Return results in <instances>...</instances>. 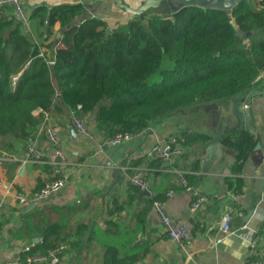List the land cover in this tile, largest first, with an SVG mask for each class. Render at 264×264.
I'll return each mask as SVG.
<instances>
[{
  "label": "crops",
  "instance_id": "crops-1",
  "mask_svg": "<svg viewBox=\"0 0 264 264\" xmlns=\"http://www.w3.org/2000/svg\"><path fill=\"white\" fill-rule=\"evenodd\" d=\"M122 1L131 8H138L144 0ZM78 3L85 8L84 15L76 19L79 22L99 18L114 29L134 18L114 0H24V7L27 12L32 10L31 17L41 8L49 10L62 4ZM4 13L5 10L0 11V18ZM42 29L39 19L32 17L30 26L22 27L37 43ZM51 31L46 44L53 43L51 50L63 47L60 25H55ZM249 40L246 38L245 42ZM254 88L263 90L264 83L255 84ZM248 92L228 100L178 109L119 145L110 144V137L98 128L95 120H88L90 116L86 124L92 138L81 135L73 127L72 110L58 113L51 109L52 123L64 153L62 168L69 180L58 194L24 211L31 203L20 206L17 197L32 194L39 179L42 182L51 179L50 172L43 166L18 165L11 173L0 166V264H19L24 249L42 236L44 227L53 223L60 224L63 233L78 242L64 253L62 264H105L103 242L110 238L119 242L121 256L137 243L148 245L149 251L136 264H193L189 257L202 264H248L250 258L264 254V192L253 216L245 221L256 199L251 190L253 176L260 173L264 161V148L255 149L257 142L264 143V94L253 97L246 107L252 115L254 131L251 132L245 121L241 129L243 122L235 108L247 98ZM235 131L253 135L252 148L241 162L229 142ZM186 135H206L210 140L187 145L186 152L170 163L147 159L146 153L154 144L172 136ZM25 143L16 141L13 153L8 154L22 155ZM214 143L218 144L217 148L209 149ZM40 147L47 157L54 155L55 148L46 137L41 138ZM135 169L143 171L151 195H142L143 190L139 189V193H132L131 200L130 178ZM177 171L190 175V185L208 198L199 211L191 210L192 195L181 185ZM163 186L173 191L172 197L166 196L163 201L167 213L186 222L190 228L191 237L184 247L167 237L153 209L146 215L144 228L137 233L136 215L145 209L153 191L160 192ZM230 210L234 213L232 231L216 244L222 217ZM27 217L34 218L33 226L22 235L20 230ZM79 226L85 228L76 235ZM252 240L256 242L255 247Z\"/></svg>",
  "mask_w": 264,
  "mask_h": 264
},
{
  "label": "trees",
  "instance_id": "trees-1",
  "mask_svg": "<svg viewBox=\"0 0 264 264\" xmlns=\"http://www.w3.org/2000/svg\"><path fill=\"white\" fill-rule=\"evenodd\" d=\"M84 13L80 3L55 6L50 13L47 8L35 11L31 17L38 18L43 28L39 43L22 31L20 23L0 18V154L13 153L16 141L26 142L51 109L72 110L85 121L94 115L98 128L111 137L142 131L178 109L239 96L254 88V80L264 70V0H242L234 9L233 19L249 34L241 42L228 14L217 9L189 7L173 16L146 12L109 35L108 24L99 18L75 23ZM48 16L50 28L59 24L63 34V47L55 50L52 42L46 44L52 34L46 35ZM246 38L250 40L245 42ZM231 136L229 142L241 162L252 148L253 135L235 131ZM185 139L187 145L210 140L206 135ZM18 165L3 167L14 173ZM43 167L51 172L49 166ZM185 177L191 184L192 177ZM45 183L39 179L34 192ZM162 188L153 191L145 209L136 215L137 233L153 203L166 199L170 187ZM139 191L131 184L130 199ZM114 205L118 207L116 200ZM33 220L25 219L22 235ZM41 234L42 242L22 252L19 264L60 243L70 247L78 243L58 223L48 224ZM103 244L105 264H136L149 251L144 242L137 243L121 256L117 240L105 239Z\"/></svg>",
  "mask_w": 264,
  "mask_h": 264
},
{
  "label": "built area",
  "instance_id": "built-area-1",
  "mask_svg": "<svg viewBox=\"0 0 264 264\" xmlns=\"http://www.w3.org/2000/svg\"><path fill=\"white\" fill-rule=\"evenodd\" d=\"M5 10L4 16L8 20H13L24 28L31 24L29 12L24 7V0H0V11ZM49 64L53 65L54 61L49 60ZM17 77L13 78L15 84ZM264 83V70L254 80V84ZM81 107L79 106L78 109ZM73 127L84 136L92 138V133L88 128L86 121L83 120L75 112L72 114ZM136 132L116 133L109 138V143L112 145L124 144L129 142ZM46 137L48 142L55 148L54 155L47 157L45 152L41 150V138ZM186 139L183 136H172L165 142L154 144L146 153L148 160H159L171 162L175 157L182 156L186 152ZM64 158V153L60 149V139L58 131L52 123L50 111L45 112L42 123L37 129L27 138L22 155L16 156L3 152L0 154V166L5 163H17L19 165H33L50 167L51 172L49 179L45 185L36 192H32L29 196L20 195L17 197V202L20 206H26L29 203H41L49 200L58 194L67 184L69 180L68 174L63 171L61 160ZM181 185L191 193L192 200L190 208L193 212L201 209L203 204L208 201V198L197 188L191 186L186 180L185 173L177 171ZM141 169H135L131 175L130 181L141 190H149V184L143 177ZM173 191L167 193V197H172ZM0 204V212H1ZM157 214L160 223L165 229L166 235L175 243L184 247L187 240L191 237V231L186 222L178 221L171 217L164 206L163 201H155L152 207ZM234 224V213L230 210L222 217L220 224V234L216 239V244L221 243L232 231ZM1 235V234H0ZM43 237L38 238L37 242L27 246L24 251H29L36 243L42 242ZM252 246H256V242L252 240ZM70 248L68 243H60V245L49 251L47 254L34 253L27 259V264H62L64 253ZM23 251V252H24ZM193 264H202L189 257ZM248 264H264V254L254 256L248 260Z\"/></svg>",
  "mask_w": 264,
  "mask_h": 264
},
{
  "label": "water",
  "instance_id": "water-1",
  "mask_svg": "<svg viewBox=\"0 0 264 264\" xmlns=\"http://www.w3.org/2000/svg\"><path fill=\"white\" fill-rule=\"evenodd\" d=\"M242 0H144L143 3L138 8H131L129 5L125 4L122 0H114V2L122 9H124L129 14L133 15L134 17H139L145 14L147 11L152 10L155 14L163 15V16H173L181 13L186 8L189 7H199L205 9H217L225 11L228 14V18L230 20V24L233 26L234 30L236 31L237 41L241 42L246 36L243 30L237 25L236 21L233 19L232 14L234 9ZM52 8H49V13ZM31 12V9H28ZM75 23H81L75 20ZM47 28H46V35L50 33L51 28L49 26V16L47 18ZM111 28L107 29V34L111 33ZM263 90H258L256 88H252L248 92L247 98L243 102H239L236 104V115L240 119L243 124L241 125V129H243L244 121L248 126V130L251 132L254 131V126L252 124V115L251 112L246 108L250 105L251 99L255 96L263 95ZM241 109V110H240ZM90 121H94L95 118L90 116L88 118ZM74 131V128L71 129V132ZM218 144L214 143L209 146V149L217 148ZM264 148V143L257 142L255 145V149H262ZM25 167L22 169L24 171ZM254 183L252 186V192L256 195V199L254 202V208L248 211L245 221L247 222L254 214V211L259 203H261L263 199V192H264V161L263 167L261 168L260 173L253 176ZM142 195H151V191L143 190ZM247 195L250 196L248 192ZM36 206V203H31L27 207L24 208V211H28L30 208ZM38 239H35L34 242H37Z\"/></svg>",
  "mask_w": 264,
  "mask_h": 264
},
{
  "label": "rangeland",
  "instance_id": "rangeland-1",
  "mask_svg": "<svg viewBox=\"0 0 264 264\" xmlns=\"http://www.w3.org/2000/svg\"><path fill=\"white\" fill-rule=\"evenodd\" d=\"M147 12H152V10H149V11H147ZM112 30V29H111Z\"/></svg>",
  "mask_w": 264,
  "mask_h": 264
}]
</instances>
